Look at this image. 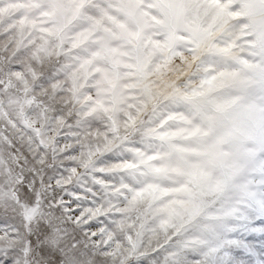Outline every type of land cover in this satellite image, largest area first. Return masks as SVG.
I'll list each match as a JSON object with an SVG mask.
<instances>
[{"label": "snow or ice", "instance_id": "1", "mask_svg": "<svg viewBox=\"0 0 264 264\" xmlns=\"http://www.w3.org/2000/svg\"><path fill=\"white\" fill-rule=\"evenodd\" d=\"M0 264H264V0H0Z\"/></svg>", "mask_w": 264, "mask_h": 264}]
</instances>
